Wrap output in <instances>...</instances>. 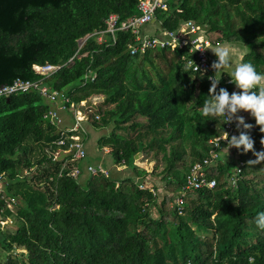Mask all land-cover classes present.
Wrapping results in <instances>:
<instances>
[{
	"label": "trees",
	"instance_id": "16d2710c",
	"mask_svg": "<svg viewBox=\"0 0 264 264\" xmlns=\"http://www.w3.org/2000/svg\"><path fill=\"white\" fill-rule=\"evenodd\" d=\"M138 1L0 0V87L38 79L34 65L67 63L78 40L105 29L111 14L122 21L138 15ZM167 4L156 15L158 29L176 31L193 21L219 42L246 48L242 62L264 75V0ZM133 42L131 33H119L110 46L90 41L87 57L48 81L56 90H73L76 103L104 98L89 113L90 124L111 129L99 149L110 151L115 166L131 169V177L98 174L81 182L84 170L79 178L68 170L60 177V135L44 120L50 105L37 93L0 98V175L8 178L0 193V264H264V230L255 224L264 212V161L249 163L256 159L249 151L211 167L216 188L185 192L180 214L174 203L186 176L209 157L225 122L203 116L211 83L186 67L182 51L132 56ZM88 72L97 78L83 86ZM221 88L232 92L223 81L215 94ZM256 126L250 138L260 152L264 132ZM137 155L154 163L151 173L136 164ZM240 161L242 174L232 187L228 177ZM145 182L157 196L140 189ZM8 219L11 228L1 224Z\"/></svg>",
	"mask_w": 264,
	"mask_h": 264
},
{
	"label": "built area",
	"instance_id": "2783aa9c",
	"mask_svg": "<svg viewBox=\"0 0 264 264\" xmlns=\"http://www.w3.org/2000/svg\"><path fill=\"white\" fill-rule=\"evenodd\" d=\"M139 14L127 20H121L118 14H111L105 20L106 28L103 30H96L89 33L78 40V50L76 54L65 64L62 65H34L33 71L38 76L36 80H23L16 79L10 85H3L0 87V98L9 99L12 96L20 94H39L43 100L50 105L49 110L44 115V120L51 126H54L58 133L59 139L55 142L58 147L55 154V159L59 160L61 154L73 153L71 157L64 160L63 170L60 173L62 176L64 170H68V175L73 178H79L83 170L90 176L102 174L110 177V171L103 165L88 164L85 167L77 163L84 162L87 158V150L85 144V136L89 133L88 125L90 124L89 113L93 112V108L97 107L104 98L102 96H93L80 103L72 100V91H59L54 89L48 81L58 74L62 69L71 67L75 64L76 60H80L89 55V52H83L90 41H94L98 46L115 45L118 42L119 33H131L134 36V42L128 45V49L132 56L143 55L150 51L156 50H170L172 52L182 51L184 53L183 61L188 69L194 73L202 76H214L215 69L211 67L212 63L216 61V56L211 49L217 43L213 33L208 32L207 29L198 25L193 21L184 22L176 31H165L158 29L160 25L156 15L159 11H167V0H139L138 1ZM154 25L157 29L154 33L148 32L147 27ZM97 75L88 72L84 78L82 85L85 86L89 82L92 83L96 80ZM219 78V77H218ZM231 76L222 74L219 82H217L216 89H219L225 81V88L231 89L234 84L230 82ZM208 81L213 83L212 80ZM232 92L229 94L231 95ZM71 118V123L66 124L65 116ZM236 113H225V125L223 134L220 137L227 139V137L245 134L250 135L257 130V126L249 121H244L243 124L240 120L236 119ZM99 118V117H97ZM244 124L252 125L250 129H246ZM214 148L211 150L209 157L202 162L196 163L192 166L190 172L186 176L185 188L182 193L178 194L174 207L177 208L181 214L183 211L184 195L185 192L199 191V190H213L217 186L216 179L208 177V171L211 167L217 166L223 160L224 152L235 155L239 159V152L235 148L228 150H221L226 146V141H220L217 147V138L211 141ZM106 153H110L107 149ZM71 158V160H68ZM76 163V164H74ZM73 164V165H71ZM244 167L243 162H239L233 175H230L229 183L235 187L238 182V176L242 174ZM83 168V169H82ZM149 173L148 169H146ZM20 184V182H18ZM151 183H143L140 185L141 190H150L155 196L158 191ZM8 185V178L5 174L0 175V193L3 191L4 186ZM16 204L15 200H11L9 207ZM9 223V219L2 221V226ZM190 264V263H188Z\"/></svg>",
	"mask_w": 264,
	"mask_h": 264
},
{
	"label": "clouds",
	"instance_id": "9594fccd",
	"mask_svg": "<svg viewBox=\"0 0 264 264\" xmlns=\"http://www.w3.org/2000/svg\"><path fill=\"white\" fill-rule=\"evenodd\" d=\"M216 56V61L211 67L215 69L214 76L208 77L213 83L209 88L211 99L204 102L202 106V114L204 117L211 119H225V113H236L238 110L249 112L255 119L256 125L260 127V131L264 132V88H261V82L264 81V75L259 74L251 63H235L228 47L221 46L211 49ZM225 69H231L230 82L235 85L239 92H233L229 95L228 91L221 88L218 94H215L217 82H219ZM219 77V78H218ZM253 89H259L254 91ZM240 123L243 124V118H240ZM246 129H250L252 125L244 124ZM220 141H226V146L221 150L226 149L227 152L231 148L238 151L242 150L243 154L249 151L253 152L256 159L250 161L251 164H258L264 161V151L256 152L254 150V140L248 135L240 134L236 136L217 138V147ZM264 144V140L261 141ZM255 224L259 229L264 230V212H260L255 217Z\"/></svg>",
	"mask_w": 264,
	"mask_h": 264
},
{
	"label": "rangeland",
	"instance_id": "374dc122",
	"mask_svg": "<svg viewBox=\"0 0 264 264\" xmlns=\"http://www.w3.org/2000/svg\"><path fill=\"white\" fill-rule=\"evenodd\" d=\"M156 29L157 28L154 25H152L151 27H149L148 31L150 33H154L156 31ZM110 130L111 129L95 130L91 126L88 128L89 135L87 136V140H85V142H87L86 143V150H87L88 158L84 162H81L80 165H83L84 163H89V162H92V163H98V162L100 163L101 162V163H103V161H104V165L106 167H110L112 164H114V163H112L113 160L110 157L109 153L107 154L106 150L103 152L99 149V141L101 140L102 137L107 136L109 134ZM91 158H94V159H91ZM135 160H136V164L138 166H140L141 168L148 169L150 172L152 171V169H154V163L142 162L141 161L142 160L141 155L139 156L138 159H135ZM233 162H236V159H234ZM117 167L118 166H115L114 169H112L113 177L124 178V177H126V173H128V172L130 174L127 177H129V176L131 177L134 175L133 171L131 169H128V168H126V171H125L126 173L122 174V173H120L119 170H117ZM87 177H88V173H84V175L80 177V181L83 182ZM145 183L148 184L149 182H145ZM150 185H152V184H150ZM157 185L159 186V188H163V186H164V184H162L160 178H158V180H157ZM159 193L163 194L162 190H160ZM153 216L154 217L158 216V214L155 210H153ZM12 222H13L12 220H9V223L4 225L3 227L11 228L10 225L12 224ZM23 252L21 251V253H23ZM4 257L5 256L0 251V261L4 260Z\"/></svg>",
	"mask_w": 264,
	"mask_h": 264
},
{
	"label": "crops",
	"instance_id": "0c3cea01",
	"mask_svg": "<svg viewBox=\"0 0 264 264\" xmlns=\"http://www.w3.org/2000/svg\"><path fill=\"white\" fill-rule=\"evenodd\" d=\"M148 29H149V27H147V31H148ZM149 32V31H148ZM215 36V38H216V40H217V43L215 44V46L213 47V49L214 48H217V47H221V46H226V47H228L229 48V50H230V52H231V55H232V59H233V64H235V63H240V62H242V60H243V58H244V56H245V54H246V49L244 48V47H242L240 44H236V43H227V42H219V40H218V36L217 35H214ZM224 72L226 73V75H228V76H231L230 74H231V69H225L224 70ZM260 87L261 88H264V81H262L261 82V85H260ZM254 91H259V89H253ZM233 92H239V90L235 87V85H234V87L232 88V93ZM235 117H236V119H238V120H240V118H243V121H249V122H252L253 123V120H254V117H252L251 116V114L249 113V112H245V111H243V110H238L237 112H236V115H235ZM65 120H66V124H70L71 123V118H70V116H68V115H66L65 116ZM91 125H88V128L90 127ZM92 127V126H91ZM89 135V133L85 136V140H87V136ZM87 142H85V144H86ZM108 154V153H107ZM94 159V158H93ZM234 159H236L235 158V155H233V154H230V152L229 153H225L224 152V156H223V162H230V161H233ZM103 160V159H102ZM113 163V162H112ZM88 164H93V165H103L105 168H107L109 171H110V173H111V176H113V173H112V169H114V167H115V165L114 164H112L110 167H106L105 165H104V161H103V163H92V162H89V163H84L83 164V167H85L86 165H88ZM126 168L127 167H117V170H119L120 171V173H122V174H125L126 172ZM84 173H86V171L84 170ZM84 173H83V175H84ZM130 173L128 172V173H126V177H124V178H119V179H125V178H128L127 176L129 175ZM130 177V176H129ZM114 178H116V177H114Z\"/></svg>",
	"mask_w": 264,
	"mask_h": 264
},
{
	"label": "water",
	"instance_id": "95a60500",
	"mask_svg": "<svg viewBox=\"0 0 264 264\" xmlns=\"http://www.w3.org/2000/svg\"><path fill=\"white\" fill-rule=\"evenodd\" d=\"M240 151H241V150H240ZM240 151H239V152H240ZM72 155H73V153L61 154V157L59 158V161H62V160H64V159L67 158V157H71ZM139 156H140V155H137V156H136V159H138Z\"/></svg>",
	"mask_w": 264,
	"mask_h": 264
}]
</instances>
